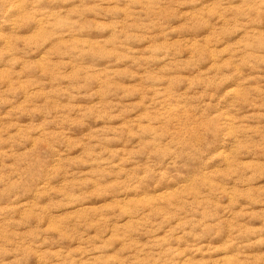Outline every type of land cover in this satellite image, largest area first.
Returning a JSON list of instances; mask_svg holds the SVG:
<instances>
[{"label":"rangeland","instance_id":"374dc122","mask_svg":"<svg viewBox=\"0 0 264 264\" xmlns=\"http://www.w3.org/2000/svg\"><path fill=\"white\" fill-rule=\"evenodd\" d=\"M0 264H264V0H0Z\"/></svg>","mask_w":264,"mask_h":264}]
</instances>
